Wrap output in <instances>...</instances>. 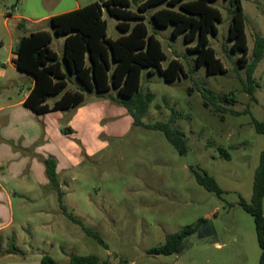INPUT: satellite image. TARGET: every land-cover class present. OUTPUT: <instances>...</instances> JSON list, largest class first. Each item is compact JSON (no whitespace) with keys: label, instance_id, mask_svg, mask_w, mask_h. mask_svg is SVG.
I'll return each mask as SVG.
<instances>
[{"label":"rangeland","instance_id":"1","mask_svg":"<svg viewBox=\"0 0 264 264\" xmlns=\"http://www.w3.org/2000/svg\"><path fill=\"white\" fill-rule=\"evenodd\" d=\"M60 1L42 0L41 4L40 0H0V105L20 97L28 86V80L10 67V56L20 36L12 15L58 11L73 5L75 0ZM78 1L83 5L99 0ZM240 3L250 57L254 35L264 34V0H240ZM210 5L222 16L216 25L217 34L208 35L209 46L226 70L216 75H208L204 65L196 66V56L189 50L195 40L185 42L182 35L172 36L171 26L153 24L151 13L161 6L144 12L143 22L148 32L159 40L165 54L161 67L176 58L182 64L185 77L165 81L155 69L152 73L148 68L141 69L139 91L153 95L142 121L154 124L171 119V127L184 133L185 153L180 154L162 131L133 123L124 124L125 130H121L123 127L114 130L111 136L102 132L97 137H84L86 132H91L82 129L62 133L65 138L62 145L69 148L71 156L65 166L67 171L59 175L65 181L59 188L62 202L68 212L100 235L106 247L63 215L57 191L50 183L42 184L47 178L45 168L42 177L32 170L33 163L42 164L38 157L32 156V151L41 147V138L32 141L26 138L30 133L26 126L29 127L31 119L18 114L20 119L16 122L20 126L11 122L13 127L8 128L10 112L0 111L1 168L9 175L17 161L25 162L20 175L11 176V185L6 186L16 192L15 222L0 233V264H39L44 254L57 264L67 263L72 255L90 254L108 264H259L260 249L253 217L239 205V198L250 202L254 170L264 149V135L257 133L252 124V118L264 121V58L253 73L256 100L252 101L242 89L249 57L246 62L238 61L240 54L230 52L227 39L232 8L227 0H216ZM103 19L107 37L114 39L121 35L115 18L104 12ZM45 28L52 35L50 47L62 61L64 37L54 34L47 23ZM72 80L78 84L74 77ZM204 87L217 95L231 96L235 102L228 108L243 111L247 107L249 112L232 115L204 105L200 95ZM107 93L116 96L112 89ZM108 94L98 101L106 98L114 101ZM53 99L49 97L47 102ZM91 100L85 94L83 102L67 114L88 106ZM220 150H225L229 158ZM54 152L62 157L57 149ZM194 172L207 173L223 193L218 196L207 191L197 183ZM261 210L264 216V199ZM200 219H205L213 229L216 244L199 240L193 234L184 240L179 253L149 252L161 246L166 235Z\"/></svg>","mask_w":264,"mask_h":264},{"label":"trees","instance_id":"2","mask_svg":"<svg viewBox=\"0 0 264 264\" xmlns=\"http://www.w3.org/2000/svg\"><path fill=\"white\" fill-rule=\"evenodd\" d=\"M216 0H99L84 5L75 10L54 15L47 20L54 34L62 35V61L57 52L50 47L51 32L39 29L27 32L25 21H16L20 32L17 44L12 52L11 62L14 67L33 78V86L28 92L23 104L36 114L50 111H64L79 106L85 94L96 93L104 97L111 89L116 96H110L115 102L126 109L133 124L146 129L160 130L167 141L180 153L187 151L184 133L171 127L172 120L166 123L146 124L142 121L153 97L150 92L142 94L139 91L140 73L142 68L153 69L165 81H175L185 77L182 64L178 59L169 60L161 67L165 54L159 40L149 33L143 22L144 12L154 6H161L151 13V21L158 27L171 26L172 36L182 35L185 42L195 40L189 47L194 52L196 66H205L208 75L224 73L226 70L209 46L208 35H216L217 23L221 22L220 11L210 5ZM232 8L228 24L227 39L230 52H239L238 61H245L248 47L244 32V17L240 0H227ZM134 6L135 10L130 7ZM117 20L116 28L120 36L111 39L106 34V21L103 13ZM249 57V56H248ZM264 58V34L254 35L251 55L245 70V80L242 83L243 92L250 100H256V87L253 73L259 61ZM71 77L78 82V87L67 88ZM204 105H210L217 112H227L232 115L249 112L235 111L227 106L235 100L228 94L217 95L204 87L200 91ZM49 97L54 100L49 105ZM252 124L257 133L264 135V121L252 118ZM225 158H229L225 150H220ZM45 174L58 193V204L63 215L77 224L87 235L97 240L104 247L100 235L86 227L81 219L68 212L62 202L59 183L56 175V161L52 157L44 159ZM199 185L207 191L220 196L223 191L215 180L207 173L194 172ZM262 199H264V149L259 155V162L254 170L250 202L239 198V205L248 212L255 224L258 246L260 249L259 264H264V216H262ZM205 222L200 219L196 224H190L180 231L165 236L164 243L150 249L152 254L170 255L183 249L184 240L195 234L198 226ZM39 264H57L54 259L44 254ZM65 264H108L100 262L97 256L72 255Z\"/></svg>","mask_w":264,"mask_h":264},{"label":"crops","instance_id":"3","mask_svg":"<svg viewBox=\"0 0 264 264\" xmlns=\"http://www.w3.org/2000/svg\"><path fill=\"white\" fill-rule=\"evenodd\" d=\"M59 2L61 1L59 0ZM39 3L43 4L42 0H40ZM86 4L88 3L81 5L78 0H75L73 2V5L69 7H61V9L58 11H44V12L42 11L37 14H35V12L32 13L28 12V14L26 15H12V16H14L13 18L15 21L19 19H23L25 21V30L27 32H30L39 29H46L45 25L50 17L78 9ZM38 7H40V9L42 10L41 6ZM30 25H33V27L31 28ZM12 57L13 54L10 56L11 69L13 71H19L14 67L13 63L11 62ZM19 72L21 73L20 75H22L23 77H25V79L28 80L27 90L24 92L21 91L20 97H18L17 99H13L12 101L6 103L5 105L4 104L0 105V111L3 112L4 110H7L8 112H10V114H7L9 118L8 128L13 127L11 126V122L13 123V125L16 123L15 124L16 126L18 127L20 126V124L16 122L17 119H20L18 114L22 113L28 119H31L30 123H28L30 128L26 126L25 123L26 128L30 130V133L26 135L27 136L26 138H29V141L35 140L37 138H41V147H39V149L38 148L35 149L34 152L32 151V156L38 157V160H41L42 166L44 165L45 158L52 157L55 159L56 175L59 183V188L62 184H65V181H62L59 178V175L67 171V169L65 168L66 163L68 164L69 161L71 160V156L68 154L69 148L67 146L62 145V140L65 142V138L62 137V133L70 132L72 131V129L75 130L82 129V131L91 132V134L86 132L84 137L85 136L88 137L89 135H91L92 137H97V135H101L102 132H104L108 136L109 135L111 136V134H114V130H118L122 127L123 128L121 130L123 129L125 130L127 124L133 123V121L131 120L132 118L130 117V115L128 114V112L124 107H122L119 103L115 101H111L108 98H106V100H104L103 102H100L98 101L99 96L96 93L89 94L91 96L92 102L88 106L79 107L78 109H76L74 114H70V115L67 114L68 113L67 111L71 110L72 108L64 111H50L47 113L36 114L23 104L25 98L28 95V92L33 86V78L30 75H27L21 71ZM3 73L4 72L2 71V74ZM70 84H71V88L69 86ZM76 87H78V84L74 83L71 77V80L67 88L74 89ZM52 101L50 103L46 101V103L50 105ZM18 107H23V108L19 109ZM15 108H17V111L14 110ZM104 121H106V124H104ZM124 124H126L125 127ZM107 125H111V127H107ZM119 134L121 133L120 132L116 133V135ZM88 142L93 143L94 140L93 141L89 140ZM66 143L68 144V140H66ZM84 143L86 142L84 141ZM54 149H57L58 152L60 153V156L62 157L59 158V155H56ZM32 156L31 158L33 159L34 157ZM1 159L2 158L0 156V233L2 231L8 230L10 227H12V225L15 222L14 196L16 192L10 189L8 190L6 186L11 185L9 183V179L11 176L15 177L16 175L17 176L20 175L21 170L24 167L23 165L25 164L23 160L17 161V163L13 165L12 170H10L9 172L10 174L6 175L7 170H3L1 168L3 164V161H1ZM62 161L64 163H62ZM31 163L32 161L30 162V164ZM37 165L33 163L32 170L34 171V173L38 172L37 175L39 177L40 176L42 177L41 172L44 170V166L42 168L40 164ZM46 179L44 178L42 184L45 183L44 185H47L49 183L47 182ZM19 195L20 194H18V196ZM18 204H20L21 207L23 206L22 203L18 202ZM12 251L9 250L8 252H12ZM14 252L18 254H25L23 251L20 252L14 250L13 253Z\"/></svg>","mask_w":264,"mask_h":264},{"label":"water","instance_id":"4","mask_svg":"<svg viewBox=\"0 0 264 264\" xmlns=\"http://www.w3.org/2000/svg\"><path fill=\"white\" fill-rule=\"evenodd\" d=\"M197 239L207 240L211 244L217 243V238L211 226L205 222L195 232Z\"/></svg>","mask_w":264,"mask_h":264},{"label":"flooded vegetation","instance_id":"5","mask_svg":"<svg viewBox=\"0 0 264 264\" xmlns=\"http://www.w3.org/2000/svg\"><path fill=\"white\" fill-rule=\"evenodd\" d=\"M203 223H205V222H202V223L198 226V228H199ZM198 228H197V229H198Z\"/></svg>","mask_w":264,"mask_h":264}]
</instances>
